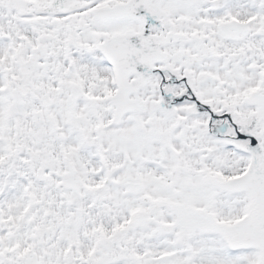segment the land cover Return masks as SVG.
Wrapping results in <instances>:
<instances>
[{
  "label": "snow or ice",
  "instance_id": "snow-or-ice-1",
  "mask_svg": "<svg viewBox=\"0 0 264 264\" xmlns=\"http://www.w3.org/2000/svg\"><path fill=\"white\" fill-rule=\"evenodd\" d=\"M0 264H264V0H0Z\"/></svg>",
  "mask_w": 264,
  "mask_h": 264
}]
</instances>
